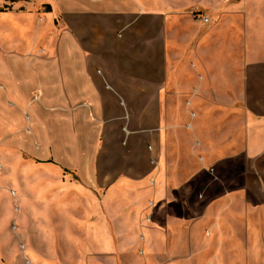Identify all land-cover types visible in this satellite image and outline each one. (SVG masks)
Returning <instances> with one entry per match:
<instances>
[{
  "label": "crops",
  "instance_id": "0c3cea01",
  "mask_svg": "<svg viewBox=\"0 0 264 264\" xmlns=\"http://www.w3.org/2000/svg\"><path fill=\"white\" fill-rule=\"evenodd\" d=\"M243 15L225 0H0V163L25 152L160 209L195 182L203 143L264 217V25L246 51Z\"/></svg>",
  "mask_w": 264,
  "mask_h": 264
},
{
  "label": "rangeland",
  "instance_id": "374dc122",
  "mask_svg": "<svg viewBox=\"0 0 264 264\" xmlns=\"http://www.w3.org/2000/svg\"><path fill=\"white\" fill-rule=\"evenodd\" d=\"M227 1L244 10L248 30L240 43L246 51L256 50V18L264 25V0ZM195 9L176 11L192 18L193 12L199 15ZM196 150L205 155V163L194 162L195 182L170 192L175 202L163 201L160 209L158 201L132 208L133 199L125 192L109 199L107 188L87 187L72 169L5 150L0 264H264L262 212L246 208L237 177L227 176L220 160L210 161L203 143ZM249 198L256 203V197Z\"/></svg>",
  "mask_w": 264,
  "mask_h": 264
},
{
  "label": "built area",
  "instance_id": "2783aa9c",
  "mask_svg": "<svg viewBox=\"0 0 264 264\" xmlns=\"http://www.w3.org/2000/svg\"><path fill=\"white\" fill-rule=\"evenodd\" d=\"M204 20H205L206 22H208V21H209V18H208V17H205ZM1 168H2V164L0 163V169H1Z\"/></svg>",
  "mask_w": 264,
  "mask_h": 264
},
{
  "label": "bare ground",
  "instance_id": "6f19581e",
  "mask_svg": "<svg viewBox=\"0 0 264 264\" xmlns=\"http://www.w3.org/2000/svg\"><path fill=\"white\" fill-rule=\"evenodd\" d=\"M207 37V36H206ZM249 51V50H248ZM21 227V226H20Z\"/></svg>",
  "mask_w": 264,
  "mask_h": 264
},
{
  "label": "trees",
  "instance_id": "16d2710c",
  "mask_svg": "<svg viewBox=\"0 0 264 264\" xmlns=\"http://www.w3.org/2000/svg\"><path fill=\"white\" fill-rule=\"evenodd\" d=\"M48 8H49V6H48Z\"/></svg>",
  "mask_w": 264,
  "mask_h": 264
}]
</instances>
